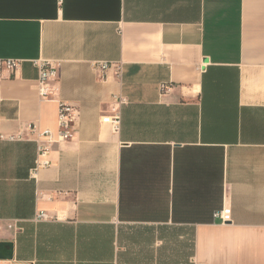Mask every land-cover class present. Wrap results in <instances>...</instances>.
<instances>
[{
  "label": "crops",
  "instance_id": "crops-1",
  "mask_svg": "<svg viewBox=\"0 0 264 264\" xmlns=\"http://www.w3.org/2000/svg\"><path fill=\"white\" fill-rule=\"evenodd\" d=\"M0 58L3 264H264V0H0Z\"/></svg>",
  "mask_w": 264,
  "mask_h": 264
},
{
  "label": "built area",
  "instance_id": "built-area-1",
  "mask_svg": "<svg viewBox=\"0 0 264 264\" xmlns=\"http://www.w3.org/2000/svg\"><path fill=\"white\" fill-rule=\"evenodd\" d=\"M35 66L37 67V92L40 98L42 99H50L54 95H56L58 87V64L56 61L48 60V59H37L33 61ZM20 64V60L12 59V58H0V69H6L9 71L15 70ZM111 67V63L107 61H93L92 68L96 71L104 73L108 68ZM115 72L118 77L122 74V65H115ZM161 92H166L171 88L170 83H161L160 86ZM1 94H0V103H1ZM78 109L75 105L67 103L65 101L58 102L57 109V128L53 132L50 129L40 130L38 126L33 123L28 125L29 130L37 135L39 139H36V155L34 162V172L42 167H46L49 165V160L47 159V154L49 149L53 143H57L60 141H67L71 139L75 132V121L78 116ZM108 121L114 130H117L120 125V115L114 114L105 118ZM42 138V140H40ZM46 213L39 212L36 217L38 219L46 218ZM215 216L221 217L223 221H227L230 219V210L229 208H223L219 213ZM0 264H3L0 261Z\"/></svg>",
  "mask_w": 264,
  "mask_h": 264
},
{
  "label": "water",
  "instance_id": "water-1",
  "mask_svg": "<svg viewBox=\"0 0 264 264\" xmlns=\"http://www.w3.org/2000/svg\"><path fill=\"white\" fill-rule=\"evenodd\" d=\"M12 245L9 242L0 243V260H10L12 258Z\"/></svg>",
  "mask_w": 264,
  "mask_h": 264
}]
</instances>
